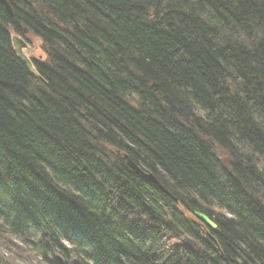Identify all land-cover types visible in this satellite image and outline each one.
<instances>
[{
  "label": "trees",
  "instance_id": "obj_1",
  "mask_svg": "<svg viewBox=\"0 0 264 264\" xmlns=\"http://www.w3.org/2000/svg\"><path fill=\"white\" fill-rule=\"evenodd\" d=\"M8 3L13 16L10 17L0 6V20L3 21L0 23V35L6 38L7 34L11 52L17 56L11 46V33L40 40L42 51L45 47V36L54 43L57 42V37H60L58 42L64 44V51L67 53L64 58L76 71L73 73L71 69H65L58 61L61 72L57 76L49 73L44 76L43 86H33L26 77L18 74L17 66L9 55L0 52V65L6 69L5 72H0V149H3L5 155L0 153V193L10 195V190L14 192L16 188L30 200L35 201L43 213L51 217L67 233L91 249L89 257H85L83 252L86 249L74 243L65 245L57 230L56 237L51 242L53 247L51 264H157V261L161 264H175L171 257L165 259L161 254L158 241L154 240L151 247H146L135 238L117 237L108 229L104 230L103 235L99 234L71 202L50 192L36 178L30 180L29 174H26L21 165L13 167L8 162L6 154L28 155L27 144L35 137L36 129L63 140L68 148L76 147L82 129L84 133L95 134L102 140H108V143L101 145L86 141L91 145V149L102 148L108 152H115L119 148V156H125L146 173L160 171L159 159L163 153L169 163V169L166 170H170L181 180L190 178V173L180 161L191 159L196 164L208 166L212 183H215L216 172L221 168L235 173L233 179H236L238 184L243 180L259 181L260 177L255 175L259 170L258 162L253 164L252 160L248 159L245 163V158L239 154L238 146L241 142H250L258 154H264V127L257 126L251 121L245 114V103L239 96L229 95V90L223 86L225 69L219 59L215 58L217 53L208 48L206 53L201 52L195 58L186 57L178 65L176 72L178 79L168 72L153 74L160 80V83L151 85L153 92L160 90L166 92L165 102L170 103L172 108L170 112L161 111L159 113L161 119L167 122L170 117L172 121L181 124L183 129H187L186 132L172 140L162 135L161 129L150 122V117L135 116L132 113L126 114L127 130L121 131L125 125L118 128L119 121L105 120L102 115L100 109L107 101L99 91L101 88L108 91L112 87L110 85L109 88H104L109 79L111 66L110 48L107 46L117 47L115 42L127 34L125 26L129 18L119 0H59L55 13L46 11L39 5L38 0H8ZM51 4H56V0H46V6ZM215 10L217 14L213 20L218 23L225 18L226 9L219 6ZM131 11L136 9L133 8ZM204 34L206 40L212 36L211 27L205 29ZM144 39L154 37L146 32ZM168 39L173 37L169 36ZM69 44L71 48H68ZM219 55L221 58L225 56L234 58L242 65L253 63L243 50L225 49ZM44 56H47L45 51ZM43 61H33L34 69L38 71L37 65ZM235 71L239 78L245 80L244 100L255 99L257 107L264 109V80L260 79L256 72L247 71L241 65H237ZM115 86L125 93L128 88L134 86L141 90L147 88L145 83L129 81ZM188 88H192V91L189 92ZM41 92L59 104L67 114L62 118L48 119L52 109L49 101L40 95ZM52 92H55L56 96H52ZM92 97H95L99 104L94 103ZM191 101L202 105L207 109V113L192 106L189 115H185ZM125 103L133 106L135 96H127ZM178 104L185 107L177 108ZM40 105L48 111L45 112ZM163 107L158 105V108ZM65 121L75 122L71 125V132ZM209 122L212 127L205 128L204 124ZM106 125L109 132L104 131ZM89 128L92 129L90 133ZM112 130L118 132L121 138L116 139ZM73 132L76 135H73ZM193 137L202 141L204 151L201 150V146L196 145ZM227 145L233 147L228 148ZM188 148H191V152L186 151ZM205 151L215 157L211 164ZM152 161L156 163L153 165ZM212 165H215V171ZM128 171L131 172L132 169L128 168ZM78 182L87 188L83 180L78 178ZM158 182L176 200L172 192L164 187L160 180ZM65 190L70 196L76 195L71 189ZM214 190L220 199L229 202L234 211H239V198L230 196L227 193V186L226 193L219 189ZM232 191L235 192L237 189L233 186ZM134 194L139 195L142 202L148 201L149 203H144L143 206L150 208L154 213L162 210L161 205L167 208L165 199L174 201L167 195L162 198L161 193L149 184L143 185ZM80 204L85 211L88 210L83 202ZM199 204L210 213L206 216L221 226L210 230L193 216V212L187 211L183 206H177V211L194 225L191 231L185 230L190 239L185 238L179 245H172V249L178 255L190 257L193 264H264V212L246 215L240 224L234 227V222L224 223L222 219L218 221L212 219L213 216L223 217L226 214V208L220 206L215 199H212L211 203L199 201ZM8 206L17 213L18 218L23 217L35 223L14 199L10 200ZM111 227L121 235L129 233L141 240L148 239L152 231L148 225L124 216ZM5 251L12 254L10 250ZM56 255L63 261L57 260ZM16 257L17 255L4 256L0 252V264H17Z\"/></svg>",
  "mask_w": 264,
  "mask_h": 264
},
{
  "label": "clouds",
  "instance_id": "obj_2",
  "mask_svg": "<svg viewBox=\"0 0 264 264\" xmlns=\"http://www.w3.org/2000/svg\"><path fill=\"white\" fill-rule=\"evenodd\" d=\"M58 2L59 0H56V4L46 6V0H38L39 5L50 13H55ZM119 3L129 19L125 26L127 34L122 35L115 42L117 47L107 46L110 48L111 66L109 67V79L104 88H109L110 85L112 87L108 91H104L103 88L99 89L107 101L100 109L105 120L119 121L117 127L125 125L121 131H126L127 113L150 117V122L161 129L162 135L175 140L187 129H183L181 124L172 121L170 117L167 122L161 119L159 113L161 111L170 112L172 108L170 103L165 102L166 92L162 90L153 92L151 85L160 83V80L153 74L168 72L169 75L178 79L176 72L180 62L186 57L195 58L201 52L206 53V50L211 48L214 53H217L215 58L219 59L225 69V78L222 83L229 90V95L239 96L245 103L246 116L257 126L264 127V109L257 107L255 99L244 100L245 80L239 78L235 71L236 66L241 65L247 71L256 72L260 79L264 80V0H119ZM219 6L226 9V16L217 23L213 18L217 14L215 9ZM133 8L136 11H131ZM0 23L3 21L0 20ZM209 27L213 30V35L206 40L204 30ZM146 32L150 33L154 39L145 40ZM169 36L173 39H168ZM44 40V51L47 56L42 63L37 65V71L31 66L30 60L25 61L11 52L8 47L7 34L6 38L0 35V52L9 55L17 66L18 74L26 77L33 86H43L44 76L49 73L57 76L61 72L60 65L65 69H71L73 73L76 71L72 68V64L64 58L67 53L64 51V44L58 42L60 37H57L55 43L49 40L48 36H45ZM64 43L67 44V41ZM68 48H71L70 44ZM225 49L243 50L253 63L242 65L234 58L227 56L221 58L219 54ZM58 61L60 65L57 64ZM5 71L6 69L0 65V72ZM124 81L145 83L147 88L141 90L134 86L128 88L125 93L115 86L122 85ZM188 91L191 92L192 88H188ZM40 95L49 101L52 109V114L48 119L62 118L67 114L48 95L43 92ZM51 95L56 96V93L52 92ZM127 96H135V104L131 107L125 103ZM92 101L99 104L95 97H92ZM158 105L164 107L161 109ZM192 106L207 113L206 108L196 101H191L185 115H189ZM40 107L43 109V105ZM176 107H185V105L178 104ZM43 110L48 111V109ZM65 123L71 132V125L75 122L65 121ZM169 124H171L170 127ZM76 127L78 128L79 125ZM204 127L211 128V122L205 123ZM104 131L109 132L107 125ZM80 132L78 145L68 148L63 140L36 129L35 137L27 144L28 155L18 156L14 153H7V160L13 167L21 165L26 170V174H29L30 180L36 178L50 192L71 202L94 230L101 235L105 229H108L117 237L135 238L146 247H151L152 241L155 240L159 242L161 254L165 259L171 257L175 264H193L190 257L178 255L172 249V245H179L185 238L190 239L185 230L191 231L194 227L177 211V206H183L187 211L198 212L200 215H210L205 208L200 206L199 201L211 203L212 199H215L220 206L226 208V214L223 217L213 216L212 219L214 221L222 219L224 223L234 222V227L238 226L246 215L264 212V154H258L250 142H241L238 151L240 156L245 158V163L248 159H251L253 164L258 162L259 170L255 172V175L259 176L260 180L255 182L243 180L242 186L237 183L236 179H233L235 173L225 171L223 168L216 172L215 183H212V175L209 173L208 166L196 164L191 159L180 161L190 173V178L181 180L170 170H166L169 169L168 159L161 153L160 171H153L152 175L172 192L176 200L165 199L164 203L167 204V208L161 205L162 210L154 213L150 208L143 206L144 203L149 202H142L140 196L134 193L143 185L149 184L161 193L162 198L165 197L167 193L157 184V179L141 175L118 155L119 148L115 152H108L102 148L91 149V145L86 141L101 145L108 143V140H102L95 134L84 133L82 129ZM90 132H92L91 128H89ZM112 132L115 133L116 139L121 138L118 132L115 130ZM109 134L112 135V133ZM73 135L76 133L73 132ZM193 140L204 151L202 141L196 140L195 137ZM227 147L232 148L233 146L227 145ZM186 151L191 152V148ZM0 153L3 154V149H0ZM205 155L208 156L210 164L215 160V157L207 151ZM155 163V161L151 162L153 165ZM129 167L132 168L131 172L128 171ZM212 168L215 171V165H212ZM78 178L83 180L87 188L78 182ZM225 186L228 187L227 193L230 196L239 198V211H234L229 202L220 199L214 190L219 189L225 192ZM233 186L237 191H232ZM65 188L71 189L76 195L70 196ZM13 199L34 219L35 223L23 217L18 218L17 213L8 206L10 200ZM80 202L86 205L87 211L81 207ZM121 216L148 225L152 230L149 238L141 240L129 233L121 235L115 232L111 225ZM214 226L220 227L221 225L217 223ZM57 230L63 242L82 246L86 249L83 255L89 257L90 247L67 233L51 217L44 214L35 201L30 200L16 188L14 192L10 190V195L0 193V252L5 250H10L12 253L23 252L25 256L33 257L35 264H51L53 251L51 242L55 239ZM157 264L161 262L157 261Z\"/></svg>",
  "mask_w": 264,
  "mask_h": 264
},
{
  "label": "rangeland",
  "instance_id": "obj_3",
  "mask_svg": "<svg viewBox=\"0 0 264 264\" xmlns=\"http://www.w3.org/2000/svg\"><path fill=\"white\" fill-rule=\"evenodd\" d=\"M15 36L20 41H22L23 45L25 46V47H21L20 50L26 59L30 60L31 62L43 61L45 59L44 51H42V45L40 40L38 39L36 40L34 37L31 36H26V38L23 36L21 37L20 35L13 33H11L10 39ZM65 245L67 244L65 243ZM2 253L4 256L10 255L14 257L17 255L16 257L17 264H35L34 258L25 256L23 252L10 254L8 251H3ZM56 256L59 258L60 262L63 261L59 255Z\"/></svg>",
  "mask_w": 264,
  "mask_h": 264
},
{
  "label": "water",
  "instance_id": "obj_4",
  "mask_svg": "<svg viewBox=\"0 0 264 264\" xmlns=\"http://www.w3.org/2000/svg\"><path fill=\"white\" fill-rule=\"evenodd\" d=\"M0 6L5 8L6 12L8 13V15L10 17L13 16V13H12V9L9 7V4L7 2V0H0ZM20 44V45H19ZM11 45H12V49H13V52H15L17 54L18 57L22 58L23 60L25 61H28V59L25 58V56L23 55V53L21 52L20 48L21 47H25L22 43V41H20L16 36L11 38ZM31 66L33 67V63L31 64ZM34 68V67H33ZM125 161L128 162V164H130L132 167H134L137 171H139L141 173V175H144V176H152L153 179H155V177L150 174V173H146L144 172L143 170H141L140 168H138L136 166V164H134L133 162H130L128 160V158H126L125 156L122 157ZM130 169H132L131 167H129ZM157 184L160 185L161 188H163L161 186V184L158 182L157 180ZM164 192L167 193V196L170 197L172 200H174L170 194L168 193V191L166 189H164ZM175 201V200H174ZM193 216L198 220V221H201L203 224H205L210 230L211 229H216V227L214 226L215 223L212 221V220H209V218L206 216V215H200L198 212H193ZM57 260H59L58 257H56Z\"/></svg>",
  "mask_w": 264,
  "mask_h": 264
},
{
  "label": "bare ground",
  "instance_id": "obj_5",
  "mask_svg": "<svg viewBox=\"0 0 264 264\" xmlns=\"http://www.w3.org/2000/svg\"><path fill=\"white\" fill-rule=\"evenodd\" d=\"M7 2H8V0H7ZM9 4V3H8ZM9 7H10V5H9ZM11 8V7H10ZM5 9V8H4ZM12 9V8H11ZM12 13H13V11H12ZM10 41H11V39H10ZM12 46V45H11ZM124 157V156H123ZM130 161V160H129ZM130 162H132V161H130ZM210 220V219H209ZM212 230H215V229H212Z\"/></svg>",
  "mask_w": 264,
  "mask_h": 264
},
{
  "label": "flooded vegetation",
  "instance_id": "obj_6",
  "mask_svg": "<svg viewBox=\"0 0 264 264\" xmlns=\"http://www.w3.org/2000/svg\"><path fill=\"white\" fill-rule=\"evenodd\" d=\"M20 45V44H19Z\"/></svg>",
  "mask_w": 264,
  "mask_h": 264
}]
</instances>
